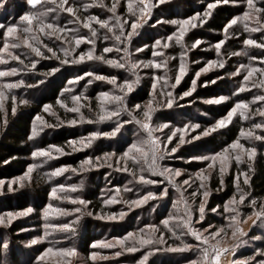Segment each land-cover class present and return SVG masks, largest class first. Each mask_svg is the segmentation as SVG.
Segmentation results:
<instances>
[{
	"label": "rangeland",
	"instance_id": "obj_1",
	"mask_svg": "<svg viewBox=\"0 0 264 264\" xmlns=\"http://www.w3.org/2000/svg\"><path fill=\"white\" fill-rule=\"evenodd\" d=\"M61 0H55L52 3L51 0H41L40 4H37L33 9L29 6L26 0H0V25H19L18 30L13 36L6 35V27H0V47L5 42L9 45L14 43L20 44L18 48H9V51L14 55H20L21 59H24L25 55L30 53V49L23 45L22 41L28 39L29 43L34 46L41 47V50L48 56L46 50L43 48V44H48L57 50L62 43L72 40L74 34H86L88 29L82 27L84 22H88V17H99L105 19L108 15H111L107 11V8L101 5L111 6L113 0H68L69 4H74L76 17H79L80 23H68L69 20H75L70 14L61 12L55 18V23L64 27L65 29H76V32L71 31L60 32L59 35L63 37V41L58 40L56 35L51 37L45 33L49 31L45 29V33L39 31V25L33 21L32 32L24 33L23 28L27 26L20 21V17L30 11L44 12L48 7H56ZM214 3L215 0H165L162 4H157L152 7L150 13L147 14V20L138 28L137 34L131 38L130 43L127 45L131 53L130 60L132 62L147 61L150 59L163 60L164 57H169L167 60V67L161 69L154 68H142L138 67L136 73L141 76L140 83L134 89L132 93L128 94V107L131 108L132 103L147 105L148 101L152 98V77L146 75L155 73L156 76H164L167 73L168 83L174 82L175 75L178 73L179 63L181 60V52L186 49H191V44L199 39L201 44L195 49L187 51V56L184 59L187 61V70L182 77L180 83L174 88H166L165 92L171 91L174 102L171 107H159L152 113L150 125L153 129V135L159 137L161 141L165 140L166 136L170 134V129L182 128L185 124H199L200 127L195 130H186L184 138L186 143L180 145L176 153H171L166 156L164 160H158L157 163L163 167L170 169H180L181 176L175 178V183L179 186V190L174 188L171 184L157 183L155 185H141L136 183L134 176L141 174L140 169L146 168L142 159L138 158L137 163H133L131 159L127 160L126 166L130 168L131 172H121L118 167H124L125 161L121 158V152L126 151L127 147L139 139L146 136V133L136 124H126L121 129V133H117L115 137H97L93 140L89 147H80L79 144L75 145L76 151H73V147L69 145V141L79 140L80 137H86L93 131H111V124L113 121L93 122L89 123L87 120L95 121L99 113L98 101L96 96L101 91H113L119 94L118 90L113 85L106 81L94 80V82L87 86L85 91L84 85L86 84L88 77H85L74 87V94L84 92V95L89 97L88 101L82 99V104H88L89 107H81V112L86 117V121L78 123L76 125H69L67 123H61L73 118H79L78 114L67 111L57 103L50 104L45 103V100L50 98L54 90L57 88L60 93L65 87H70L68 81L73 79L77 74H82L85 71H93L100 75L117 76V82L120 83L126 78H132V74L126 69H117L110 67L102 62L97 61H85L81 64H67L60 67V70L52 77H48L45 80L43 73L50 67H57L59 62L53 59H40V62L36 65V70L30 72H23L16 77H4L0 78V86L6 80L24 79L26 84H34L35 87L22 86L18 89L12 90L10 93L5 91V98L2 101L4 108L7 110V122L4 123L0 118V149L3 148V143L7 141L8 134L14 123L18 122L20 117L28 118L31 124L30 134L33 130V126L39 130L43 128V131H38V135L28 140V149L26 155L14 157L11 160L0 164V180L4 181L3 185H0V217H4V223H0V264H140V261L147 255V260L144 264H190L191 261H197L198 264L202 259V251L196 246L201 244V241L195 240L190 235H185L177 240L171 236L168 228H165L161 221L169 216L173 219L169 222L171 227L177 233L186 231L183 228H177L176 225L181 223L178 217L185 216V209L188 208L193 212L192 226L199 230L203 236H208V232H204L203 228L207 227L210 223L213 225L211 232L216 228L224 227V232L220 233L215 238L208 237L209 245H217L221 248H227V253H222L220 257V264H233V261H237L238 264H244L248 257H255V262L264 261V256L257 253V250H264V223L257 221L253 224V220L256 217L253 215V211H258L261 204H264V195H258L255 193L251 184L252 177L256 171V162L261 156L264 159V142L256 141L254 139L248 140L243 137L240 138V142L245 144L246 147H256V155L248 160L246 154L241 157L242 162L237 166L232 156L236 153L230 150L229 161L227 162L228 170L220 176L219 167L220 161L212 167L208 168L206 161L192 160L191 157L199 155H212L215 152H219L222 147L230 144L233 141H225L223 137L232 128L238 129L237 137L241 128L245 131L249 130L254 122H261L264 118L259 115L252 116L251 113L255 112L258 108L264 107V102L252 103V98L255 95L264 94V85H261V81H264V74L259 72L254 73L248 82L243 81V75L247 74L246 69H241L240 74L236 76H230L237 67L241 64L249 67L264 68V62L260 60L264 57V49L255 46H247L243 44V40L246 38L256 39L258 42H264L260 40V37L264 35V30L261 32L245 31L244 25L248 24L249 28L256 27L255 15L250 12L251 18L247 21H238L236 25L230 27L225 33L223 29L221 31L207 30L206 23L212 17L213 12L217 7L225 6L238 8L237 12L232 16L236 17L246 10L242 0H229L228 3L221 2L211 10V15L201 25L199 20L195 21L197 27H188L184 37V48L175 45L174 42H170V46L167 49L157 48L156 52L161 53L159 56H154L153 51L150 50L151 45L155 39L166 37L172 32L176 31L177 25L166 23L173 19L182 20L188 17L194 16L196 13H203L207 8L208 3ZM151 3L155 4V0H151ZM257 4L260 7H264V3L261 0H257ZM117 15H120L122 20L129 18L130 14L127 12L126 0H120L117 5ZM54 14L50 13L43 19L46 23L53 22L52 17ZM230 18V20L232 19ZM160 20L162 23H157ZM261 21L264 22V16H261ZM229 22V20H228ZM227 22V23H228ZM92 27L97 28V36L101 37L96 41L95 54L100 55L102 49L105 46H111L116 42L114 40L104 41L102 35L106 33V29L99 28L98 25L91 21ZM131 19H129V24ZM128 29L126 28V31ZM238 33V35H237ZM111 35V34H109ZM227 35V39L221 45V51L216 53L214 45L224 39ZM36 37V40L32 38ZM123 39V38H122ZM37 40L41 43H37ZM164 41H162L163 43ZM144 44H148L149 48H144L141 52H136L135 49L142 47ZM74 45V41H73ZM71 47L72 45H68ZM91 47L86 43H82L77 49L78 54L81 50H87ZM123 47V45H120ZM232 53H238L233 55ZM61 55V53H58ZM5 58L7 59V55ZM105 58L123 57V52H113L104 54ZM250 57H256L257 59L251 60ZM35 58L34 54L29 56L28 59H24V63L28 64L31 59ZM39 59V58H36ZM211 60H223L224 67H212L207 72H202L198 78L195 73L201 68L206 66V63ZM123 62V61H121ZM7 67H23L19 64V61L9 59L7 64H0V69ZM71 77H68V76ZM217 77H221L217 79ZM195 79V90L191 91L189 96H183L182 93L192 88V82ZM38 80H44L43 84H37ZM206 81H215V83H205ZM226 81L227 87L220 88V82ZM245 83L248 86L246 91L233 95L235 90ZM256 86H251L252 84ZM164 81L161 80L157 83L155 99L152 101L153 107L157 104H164L167 100V96H161L160 91L163 88ZM208 88L211 90L209 96L196 97V93L199 89ZM16 96V110L15 114L12 113V101L11 96ZM69 94H65L66 103L69 107H72V102L68 99ZM219 96H227L228 100L220 103H206L205 101L218 98ZM182 97V98H181ZM21 99L30 100L29 104H20ZM244 100L249 102V110L247 115L251 116V119H241L239 115H235L231 123L224 128H219L214 132H211L206 136H199L198 139L192 140V136H197L204 129L211 127L217 120L227 114V112L239 101ZM52 105L49 112L43 111V105ZM229 105L227 108L225 106ZM109 109L115 108L113 104H106ZM52 113H55L53 115ZM137 116V119L143 120V114L139 110L133 113ZM40 115L48 125L41 124L35 117ZM121 119H130L126 113H121ZM167 123L168 128L159 129L161 124ZM58 125V126H57ZM256 134L264 135V130H254ZM66 133L69 137L68 140L58 145L53 143L52 140L60 134ZM180 133L172 138V141L168 144L169 150L175 146L178 142ZM236 137V139H237ZM217 142L214 144L213 140ZM50 140V141H49ZM49 145H55L63 149V154H58L55 150L52 151V158L36 157L32 156V153L39 148H47ZM147 151V146H144ZM184 150H188L191 154L185 156ZM110 152L116 155L112 158H104V153ZM135 154V153H134ZM101 157L100 160L93 159L92 164L98 165L93 167L91 164H85L84 171H81V162L88 157ZM120 159L119 165H117V159ZM38 165L31 172H28L30 165ZM64 165H71L77 171L73 172L71 169L63 172L58 176H53L49 179L51 173L56 169ZM109 165H112L109 167ZM14 166L18 168L14 176H9L5 172L8 167ZM200 169H204V175L209 177L208 180L203 181L205 189H201L200 192L208 190L210 195L205 203V219L198 220L197 209L203 197L200 193L195 198L191 196V193L195 191L201 181L195 176V173ZM243 172L247 175L248 184L243 183L244 177L242 176L239 181L240 191H237V185L234 183V177L237 173ZM143 174L149 179L157 181H163L165 178L159 175L148 173ZM189 175L193 176V180L189 183L191 187L183 185L181 182L183 179L188 178ZM223 179V185L220 184V179ZM15 181V183H12ZM83 181V187L77 188L76 191H72L68 186L79 185ZM133 181V183H129ZM12 183V191L8 190L7 185ZM58 185H65V191L58 190V196L61 199H54L50 196L52 188ZM162 187H167V195L161 199H149L146 203L139 207H131L127 201L137 199L139 195H143L148 191L159 192ZM126 188H131L132 191H127ZM117 189L119 191L117 192ZM137 189L139 191H137ZM97 192V199L90 198ZM241 193H247L245 200L240 202L239 196ZM183 195V200H181ZM79 196L81 199L88 201L86 206L79 204H73L69 199L64 197L75 198ZM235 196L236 202L229 205L230 208H234L236 213H239L236 217V222L231 220H225L224 216H231L235 213L229 212L223 215L219 214L224 204L229 201L230 198ZM109 198H115L117 203L105 204L104 201ZM254 200L255 206L249 201ZM51 203L54 208H64L71 210L75 207H81L80 213H72L68 216L58 215L54 212L47 218H44V211L46 206ZM219 205L217 213H212L211 208ZM28 207L33 208L31 213L22 216H16L12 218L10 222L7 219V213H17L22 210H26ZM130 209V210H129ZM52 212V210H49ZM123 211L125 215L121 219L108 220L100 219V216H107L112 213H120ZM91 212L89 216L87 213ZM80 216L79 221L72 224V228L75 230V234L71 232L60 231L57 228L51 227V225H58L63 223H69L75 221V217ZM157 225L156 230H152L146 227V225ZM232 224V227H228ZM49 225V227H46ZM239 227L245 235L240 236L237 233L236 237H233L232 233L236 227ZM16 227V228H15ZM145 229L144 233L139 232V229ZM128 232H133L134 237L129 238L123 245L117 242V238L124 237ZM164 233L165 243L152 245H145L141 247L138 243L140 236L149 238L148 234H151V238L155 239ZM47 233V235H45ZM93 237L88 240L87 238ZM43 237V239H39ZM256 237L257 239H254ZM33 238H37L36 244H29ZM244 243H239V241ZM107 242L113 245V247H92L93 242ZM217 242H219L217 244ZM6 245V247H3ZM185 245H191V247L185 248ZM87 246V247H85ZM76 248L75 255L71 257H65L56 249L60 248ZM127 247H136L137 251L128 252L125 249ZM206 247V246H204ZM52 248L53 252L47 254L43 260L38 259L43 255L46 249ZM170 248H183L182 251H170ZM235 249L232 251V249ZM152 249H159L152 251ZM97 253L95 259L91 258V254ZM119 252L120 255H115ZM253 261H248V264H255Z\"/></svg>",
	"mask_w": 264,
	"mask_h": 264
},
{
	"label": "snow or ice",
	"instance_id": "obj_2",
	"mask_svg": "<svg viewBox=\"0 0 264 264\" xmlns=\"http://www.w3.org/2000/svg\"><path fill=\"white\" fill-rule=\"evenodd\" d=\"M27 4L29 6H32L34 9L37 4L41 3V0H26ZM52 3H55V0H51ZM165 0H155V4L151 3V0H126V6H127V12L130 14L129 18L123 19L121 18L120 15H117V5L120 3V0H113L112 4L110 7L107 5H101L107 8V11L111 13V15H108L105 19H100L99 17H93L90 16L88 17V22H84L82 27L84 29H88L89 32L86 34H74L72 36V40L66 41L62 43V45L57 49L54 50L53 47H50L48 44H43V48L46 50V52L50 55L45 56V53L41 50V47L39 46H34V44L29 43L28 39H24L22 41L23 45L26 46L28 49H30V53L26 54L24 59H28L29 56L34 54L33 59L29 61L28 64L24 63V59H21L20 55H14L12 52L9 51V48H18L20 47V44H12L9 45L7 42L3 44L2 47H0V64H7L8 60H14V61H19L20 65H23V67H7L0 69V78L4 77H16L19 74L23 72H30L36 70V65L40 62V59H55L56 61L59 62V65L57 67H50L46 72L43 73V76L45 80H47L48 77L54 76L59 70L60 67L63 65L67 64H81L85 61H97V62H102L103 64H106L110 67L117 68V69H126V71L130 72L132 74V78H126L122 82L118 83L117 82V76L111 75V76H105V75H100L97 74L93 71H85L82 74H77L76 76L73 77V79L68 81V85L70 87H65L63 91L60 93V97L58 98L56 103L60 105L61 107L65 108L67 111L76 113L78 114L79 118H73L69 119L67 121H62L61 123H67L69 125H76L78 123H82L86 121V117L84 114L81 112V107H89L90 105L88 104H82V99L84 101H88L89 97L84 95V92H79L74 94V87L85 77H88L89 79L87 80L86 84L84 85L85 91L87 90V86L92 84L94 80H99V81H106L107 83L111 84L114 86L115 89L118 90L119 94L113 91H101L97 94L96 99L98 101V108H99V113L96 117L95 121L92 120H87L89 123L93 122H104V121H113L111 124V131L108 132H103V131H93L88 134L86 137H80L79 140H73L69 141V145L73 147V151H76L77 148L75 145L79 144L80 147H89L93 140H95L97 137L103 136V137H115L117 133H121V136L123 133L121 132V129L124 127L126 124H131L134 123L138 125L145 133L146 136L142 139H139L135 142H132L128 147L126 151L121 152V158L124 159L125 161V166L124 167H118V170L121 172H131L132 170L126 166L127 160L131 159L133 163L138 162V158L142 159L144 164L146 165V168H141L140 172L141 174L138 176H134V180L136 183L144 185H155L157 183L164 184L165 182L168 184H171L174 188H177L179 190V186L175 183V178L181 176V170L180 169H170L168 167H163L157 163L158 160L162 161L165 159L166 156L170 155L171 153H176L177 149L180 147V145H183L186 143L185 138H184V133L186 130H195L200 127L199 124H185L182 128H174L170 129V134L166 136L165 140L161 141L159 137H155L153 135V131L157 129H153L152 126L150 125L149 121H151L152 118V113L156 111V108L159 107H171L175 97H173L171 91L165 92L164 89L166 88H171L174 89L181 81L182 77L185 75L186 70H187V61L184 59V57L187 56V51L191 49H195L198 45L201 44V40L197 39L191 44V49H186L181 52V60L179 63V68H178V73L175 75L174 82L169 84L168 79H167V73H165L164 76H156V74L150 73L146 75H151L152 77V98L148 101L147 105L141 106V104L137 103H132L131 108L128 107L127 101H128V94L132 93L134 89L137 87V85L140 83L141 76L136 73L135 70L138 69V67L142 68H154V69H161V68H166L167 67V60L169 57H164L163 60H156V59H150L147 61H137V62H132L130 60L131 53L128 48V44L131 41V38L137 34L138 28L147 20V14L150 13V10L152 7L156 6L157 4H162L164 3ZM221 2L228 3L229 0H215L214 3L210 2L207 4V8L205 12L203 13H196L194 16L188 17L186 19L182 20H177L173 19L170 21H166V23H170L172 25H177L176 31L172 32L170 35H167L166 37H161L160 39H155L153 44L151 45L150 50L153 51L154 56H159L161 53L156 52L155 49L157 48H163L167 49L170 46V42H174L175 45H179L184 48V43H183V37L188 30V27L195 28L197 27V23L195 21L199 20V23L202 25L206 19L211 15V10L216 6V4H219ZM238 2V0H237ZM243 4L245 5L246 10L243 11L240 15L233 17L229 22L224 26L223 31L227 33L228 29L232 27L233 25H236L238 21H247L251 18L250 12L255 15V22L257 24L256 27H251L249 28L248 24L244 25L245 31H250V32H261L264 30V22L261 21V16H264V7H260L257 4V0H242ZM93 3H95V0H93ZM261 3H264V0H261ZM75 5L74 4H69L68 0H61V2L56 6V7H48L45 9L44 12H37V11H30L23 16L20 17V21L22 23H25L27 26L23 28L24 33H31L32 32V25L33 21H35L39 25V31L41 33H45V29H48L45 34L49 37L56 35V38L58 40L63 41V37L59 35L60 32H66V31H71L73 33L76 32V29H65L64 27H61L60 25L55 23V18L58 16L61 12L67 13L75 17V20H69L68 23H80L79 17H76L75 14ZM54 14L52 17L53 22H48L46 23L45 20L43 19L45 16L48 14ZM129 19H131V23L129 24ZM91 21H94L96 25L99 26L101 29H106V33L102 35V39L104 41H109V40H114L116 43L111 45V46H105L102 49V53L100 55L95 54V48H96V41L97 39H100L101 37L97 36V28L92 27ZM157 23H162V21L158 20ZM0 27H6V35L7 36H13V34L18 30L19 25H9V26H4L0 25ZM126 28L128 29L126 31ZM111 34V35H109ZM238 35V33H237ZM123 38V39H122ZM228 37L225 35L224 39L218 41L215 45V51L217 54L220 53L221 51V45L224 43V40H226ZM33 40H36V37L32 38ZM261 41H264V35L260 37ZM74 41V45H73ZM162 41H164L162 43ZM37 43H41L40 41L37 40ZM82 43H86L87 45H90L91 47L87 48V50H81L79 51L78 54H75L77 52V49L80 47ZM243 44L247 46H255L259 47L261 49H264V42H258L256 39H253L251 37L246 38L243 40ZM68 45H72L69 47ZM120 45H123V47H120ZM150 46L148 44H144L142 47H138L135 49L136 52H141L143 51L144 48H149ZM115 49L116 52H123V57H120L119 59L116 58H105L106 53L113 52ZM58 53H61L59 55ZM7 55V59L5 58V55ZM233 55H237L238 53H232ZM39 58V59H36ZM251 60L257 59L256 57H250ZM260 60L264 62V57H261ZM123 61V62H121ZM212 67H224V61L223 60H211L206 63V66L201 68L199 71L195 73L196 78L200 76L202 72H207L210 68ZM241 69H246L247 74L243 75V81L248 82L250 77L254 73H261L264 74V68H258V67H249L247 65L241 64L239 67L235 69L234 72L227 74L230 76H236L240 74ZM221 77H217V79H220ZM163 80L164 85L163 88L160 91L161 96H167V100L164 104H157L156 107H153L152 101L155 99V93H156V88H157V83L159 81ZM37 84H43L44 80H38L36 82ZM205 83H215V81H206ZM261 85H264V81H261ZM22 86L26 87H35L34 84H26L24 79H17V80H6L2 86H0V118L3 119V122H7V110L4 108V105L2 101L5 98V91L7 90L9 93L14 90L18 89ZM249 85L242 83L233 93V95H236L240 92L246 91ZM251 86H256L254 83ZM195 90V79L192 82V88L189 89L188 91H185L182 93L183 96H189L191 94V91ZM69 94L68 99L72 102V107L68 106V103H66L65 100V94ZM181 97V98H182ZM16 96L12 95L11 96V101H12V107L11 111L13 114H15L16 110ZM229 97L227 96H219L218 98H212L207 101L206 103H220L222 101L228 100ZM255 102H264V94L261 95H255L252 98V103ZM20 104H29L31 103L30 100H25L21 99L19 101ZM106 104H113L116 107L109 109L106 107ZM52 108V105L45 104L43 105V111L44 112H49L50 109ZM139 110L142 112L144 119H137V116L134 115L133 113ZM249 110V102L244 101V100H239L237 101L234 106L227 112L225 116L217 120L211 127H208L204 129L202 132H200L197 136H192V140H196L199 138V136H206L209 135L211 132L216 131L219 128H224L226 127L229 123L232 122L233 117L235 115H239L241 119L247 120L251 119V116L247 115V111ZM121 113H126L127 116L130 117L128 120H123L121 119ZM55 115V113H52ZM252 116L259 115L261 118H264V107L258 108L255 112L251 113ZM37 121H40L41 124H44L47 127H51L52 125H48L45 121H43L42 117L40 115H37L35 117ZM58 126V125H57ZM169 125L167 123L161 124L159 126V129L163 128H168ZM254 130H264V120L261 122H254L250 129L245 131L243 128H241L239 135L237 139H235L233 142L230 144H227L226 146L222 147L219 152H215L212 155H199V156H193L191 157L192 160H200V161H206L207 167L212 168L217 161H220V167H219V173L220 176L223 177V174L228 170L227 168V162L229 161V156H230V150L232 152H235L236 154L232 156V159H234L236 165L238 166L242 160L241 157L246 154L248 160H251L257 152L256 147H246L245 144L240 142V138L243 137L244 139H254L256 141H261L264 142V135L256 134ZM38 131H43V128H40L37 130L35 125L33 126V130L31 132V135L29 136V139H33L38 135ZM177 133H180L178 142L176 143L175 146L171 147L169 150L168 144L172 141V138L177 135ZM147 146V151H145L144 146ZM55 150L56 153L58 154H63V149L59 148L58 146L55 145H49L47 148H39L35 150L32 153V156L34 158L36 157H45V158H52V151ZM135 153V154H134ZM104 158H112L115 156V153H110L106 152L103 154ZM93 159L95 160H100L101 157L96 156V157H88L84 161L81 162V171H84V165L85 164H91L93 167H98L96 164H92ZM117 165L120 163V159L118 158L116 161ZM38 165L33 164L30 165L28 168V172H31L34 168H36ZM112 165H109L111 167ZM71 169L73 172L77 171V169L73 168L71 165H64L59 168H56L51 175L49 176V179H51L53 176H58L62 174L63 172ZM147 171L148 173L154 174V175H159L161 177H164L165 179L163 181H157L154 179H149L146 177L143 172ZM204 169H200L198 172L195 173V176L201 181L199 184L198 188L191 193V196L195 198L198 193L202 195L203 199L199 204V207L197 209L198 212V220L202 221L205 219V203L207 201L208 196L210 195L208 190H204L200 192L201 189H205V184L203 181H206L209 179L207 175H204ZM244 177L243 183L245 185L248 184V178L247 175L243 172L237 173L236 176L234 177V183L237 185V191H240L239 188V181L241 177ZM191 180H193V176L189 175L188 178L182 180L183 185H187L191 187V184L189 183ZM12 183H15L13 181ZM12 183H9L7 185L8 190L12 191ZM129 183H133V181H129ZM224 181L221 178L220 179V184L223 185ZM4 181L0 180V185H3ZM72 191H76L77 188H82L83 187V181L79 185H71L68 186ZM58 190L59 191H65L66 186L65 185H58L57 187L52 188L50 192V196L54 199H61L60 196H58ZM127 191H132L131 188H126ZM119 189H117V192ZM137 191H139L137 189ZM168 189L167 187H162L159 189V192H153V191H148L144 193L143 195H139L137 199H133L130 201H127L131 207H139L140 205L144 204L147 202L149 199H161L164 196L167 195ZM247 193H241L239 196L240 202H243L245 200V196ZM65 199H69L71 203L73 204H79L82 206H86L89 202L81 199L79 196L75 198H70V197H64ZM181 200H183V195H181ZM118 201L115 198H109L104 201L105 204L109 203H117ZM236 202L235 196L229 199L227 201L221 212L219 214L223 215L224 213H235L234 215L231 216H224L225 220H231L232 222H236V217L239 215V213L235 212L234 208H230L229 205L234 204ZM253 206H255V201L250 200L249 201ZM220 206L217 205L216 207H213L210 209L212 213H217V209ZM49 210H52L50 212ZM130 210V209H129ZM33 211V208L28 207L26 210H22L17 213H12L9 212L7 213V219L10 222L12 218H15L16 216H22V215H27L28 213H31ZM58 214V215H63V216H68L71 215L72 213H80V215H84V213L81 211V207H75L71 210H67L64 208H59L56 207L54 208L51 203H49L46 206V210L44 211L43 215L44 218H47L49 215L52 213ZM89 216L92 215L91 212L87 213ZM125 213L121 211L120 213H112L107 216H100V219H108V220H116V219H121ZM253 215L256 217L252 222L253 224H256L257 221H260L264 223V204L260 205V208L258 211H253ZM80 216L75 217V221L69 222V223H63V224H58V225H51V227L57 228L60 231H65V232H71L72 234H75V230L72 228V224L75 223L76 221H79ZM173 219V217L169 216L168 218H165L161 221V224L165 227L168 228V231L170 232L171 236L175 237L177 240H180L181 237L185 235H190L195 238L197 241H201V244H198L196 247L202 251V259L199 262V264H220V257L222 253H227L229 249L227 248H221L218 247L217 245H209V239L208 237L215 238L218 236L220 233L224 232V227H219L214 229L213 231L209 232V229L213 228L212 224H208L207 227L203 228L204 232H208V236H203L201 232L197 229H195L192 226L193 223V212L186 208L185 209V216L178 217L176 219H179L181 223L177 224V228H183L186 231H181L177 233L174 231L171 227H169V222L170 220ZM5 218L0 217V223H4ZM232 224H229L228 227H232ZM46 227H49V225H46ZM147 228L156 230L157 225H146ZM145 229L141 228L139 229V232L144 233ZM237 233H239L240 236L245 235L243 231L237 226L235 228V231L232 233L233 237L237 236ZM47 235V233H45ZM149 238H145L144 236H140L138 243L141 247L145 245H152L154 242L157 244H163L165 243L164 240V233L161 232L160 235L155 239V241L151 238V234H148ZM134 233L133 232H128L124 237L122 238H117V242L121 245L125 243L129 238H133ZM43 239V237L39 238ZM254 239H257L254 237ZM38 242L37 238H33L31 241H29V244H36ZM219 242H217L218 244ZM239 243H244V241H239ZM92 247H97V246H102V247H113L112 244L107 243V242H93L91 245ZM206 246V247H204ZM3 247H6V245H3ZM185 248L191 247V245H185ZM128 252H135L137 251L136 247H127L125 249ZM159 249H152V251H157ZM170 251H182L183 248H170ZM235 249L233 248L232 251ZM56 251L60 252L63 254L65 257H71L75 255L76 253V248H60L56 249ZM53 252L52 248L46 249L45 253L41 255L38 259L43 260L44 257ZM257 253L261 256H264V250H257ZM97 253L93 252L91 254V258L95 259L97 257ZM115 255H120L119 252L115 253ZM147 255L148 253L145 254V256L142 258L140 261V264H144V261L147 260ZM248 261H253L255 262V257H248L247 261L244 262V264H248ZM190 264H198L197 261H191ZM233 264H238L237 261H233ZM255 264H264V261L262 262H255Z\"/></svg>",
	"mask_w": 264,
	"mask_h": 264
},
{
	"label": "trees",
	"instance_id": "obj_3",
	"mask_svg": "<svg viewBox=\"0 0 264 264\" xmlns=\"http://www.w3.org/2000/svg\"><path fill=\"white\" fill-rule=\"evenodd\" d=\"M238 8H232V7H217L215 11L212 14V17L207 21L206 23V28L209 31L211 30H216V31H221L224 26L227 24L228 20L232 18V16L237 12ZM68 77H71L70 75ZM221 87L220 88H225L227 87L226 81L220 82ZM59 90L57 88L54 90L53 94L51 95L50 98L45 100V103H50V104H55L57 99L59 98ZM211 94V90H209L207 87L202 89H199L196 93V97H200L202 95L204 96H209ZM229 105L225 106L226 108ZM31 124L28 118L25 117H20L18 122L14 123V127L10 129L9 132H7L8 137L7 141H5L3 144V148L0 149V164L3 162H6L8 160H11L15 156H21V155H26L28 149V140H29V134H30V129H31ZM238 133V129L235 130V128H232L229 130L225 136L223 137V140L227 141H233L236 139ZM69 137L66 136V133L60 134V136L55 137V139L52 140L53 143H56L58 145L64 144ZM50 141V140H49ZM214 144H216L217 140H213ZM217 145V144H216ZM27 149V150H26ZM184 155L187 156L190 151L184 150L183 151ZM16 169L14 166L8 167L7 170L5 171L7 175L9 176H14L16 173ZM251 184L254 188L255 193L258 195H264V159L261 158V156L258 158L256 162V171L252 177ZM98 192V191H97ZM97 192L93 194L90 198L93 200L97 199ZM16 228V227H15ZM88 240L93 239V237L87 238ZM87 247V246H85Z\"/></svg>",
	"mask_w": 264,
	"mask_h": 264
}]
</instances>
